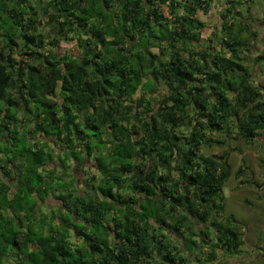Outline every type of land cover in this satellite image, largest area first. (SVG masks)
Instances as JSON below:
<instances>
[{"label":"trees","instance_id":"trees-1","mask_svg":"<svg viewBox=\"0 0 264 264\" xmlns=\"http://www.w3.org/2000/svg\"><path fill=\"white\" fill-rule=\"evenodd\" d=\"M204 2L0 0V264H219L240 252L222 193L229 151L202 149L261 134L264 92L236 59L253 35L240 0L202 46L192 17ZM70 40L79 54L58 51Z\"/></svg>","mask_w":264,"mask_h":264},{"label":"crops","instance_id":"crops-1","mask_svg":"<svg viewBox=\"0 0 264 264\" xmlns=\"http://www.w3.org/2000/svg\"><path fill=\"white\" fill-rule=\"evenodd\" d=\"M234 0H205L204 4L208 5L207 12L202 10H196L193 15V19L199 23H202V26L198 27L196 30L198 42L203 46V44L209 41V38L213 37L217 32H220L222 29V17L221 11L224 7H227L228 2ZM236 1V0H235ZM240 4L236 7L239 8L240 17L246 22L249 28L252 27L250 33L251 35L249 41L251 42L248 50L244 47L237 54L236 59L240 60L244 65V68L250 74V84L255 88H258L261 93L264 92V0H240ZM257 2H261L258 3ZM167 3V2H166ZM161 4L158 6V10L163 15L166 20V23L169 27L174 25L175 16L169 13L168 3ZM182 5H186L187 2H182ZM177 11L179 15L182 13L181 9L178 8ZM243 13L245 18H243ZM218 38H216L217 40ZM196 49H198V43L192 41ZM245 43H248L246 40ZM198 46V47H197ZM226 56H229V53H226ZM232 99L235 101L237 96L231 95ZM229 140V139H227ZM226 140V142H227ZM231 140V139H230ZM244 142V141H243ZM249 146L247 148L244 146L242 152L237 154L234 153V147H229V149H223L220 153H208L212 155H221L224 154V151H229L228 161L232 169V175L228 180L223 184L222 193L224 196L225 207L232 199L240 202L241 200L247 201L246 198L249 197L255 202L256 205L261 207L260 215L264 217V161L260 160V155L264 154V129L253 141L249 143L244 142ZM222 145H213L212 147H222ZM257 146V149L251 150V164L247 161V153L250 151L252 146ZM247 149V150H246ZM233 153V154H231ZM236 154V156L234 155ZM244 157V160H242ZM246 157V158H245ZM250 164V168H249ZM263 164V165H262ZM259 167L263 170H259ZM238 169H240L238 171ZM239 172V174L237 173ZM229 200V201H228ZM231 213V212H228ZM259 213V212H258ZM236 217V216H235ZM237 219H240L236 217ZM177 239L173 237V241ZM175 242V241H174ZM259 245V244H258ZM253 244L252 248L258 246ZM260 247L263 244L259 245ZM186 246L182 248V251H185ZM190 253V251H186ZM193 257V256H192ZM192 257L189 256L191 259ZM192 263V262H191ZM196 262H194L195 264ZM190 264V263H188ZM200 264V263H199Z\"/></svg>","mask_w":264,"mask_h":264},{"label":"rangeland","instance_id":"rangeland-1","mask_svg":"<svg viewBox=\"0 0 264 264\" xmlns=\"http://www.w3.org/2000/svg\"><path fill=\"white\" fill-rule=\"evenodd\" d=\"M31 1V0H29ZM260 1V0H259ZM261 3V2H257ZM32 5H34L33 2H31ZM119 5H116V7H118ZM243 18H245V14L243 13ZM41 19V17H40ZM246 22H248L246 20ZM237 24H239V22H237ZM252 27L249 29L251 31ZM3 29H0V42H1V38L3 36ZM45 32L47 31V27L45 29ZM248 36V33H245ZM16 42L17 45H19V47H17V49L20 51L22 49V44L23 42L20 40V38H16ZM76 45V41L75 40H70V41H62L60 43L59 52H63V50L68 51V54L71 55L72 52H75L74 54H79L81 52V48L80 47H75ZM24 50V49H23ZM22 50V51H23ZM79 51V52H77ZM235 135V133H233ZM226 145L224 144L221 148L220 147H210V148H203L202 152L204 153H220L222 152L223 149H229V147H234V153L237 154V157H239L238 153L242 152L244 146H246L247 148H249V146H247V144H245L242 140L240 139H229L227 140V142H225ZM24 142H22L21 145H23ZM1 146L2 143H0V150H1ZM252 146V145H251ZM257 146H252L250 148V151L247 153V161L251 164V150L252 149H257ZM247 150V149H246ZM2 151V150H1ZM233 154V153H231ZM236 154H234L236 156ZM1 155V153H0ZM75 155V154H74ZM72 156V155H69ZM66 155L64 154V152H60L59 153V157L57 158V156L53 157L54 160H59L57 162H62L63 159H65ZM79 157L81 158V155H79ZM245 157V158H246ZM72 159V158H70ZM242 160H244V157H242ZM260 160L264 161V154L260 155ZM70 161L73 160H69V157H67V164L70 168H72V163H70ZM87 163V162H86ZM85 163V164H86ZM249 164V168L251 167ZM263 165V164H262ZM259 170H263L259 167ZM63 171V169H60V173H58V175H63V173H61ZM65 181L66 178H65ZM250 197V196H249ZM249 197L246 198L247 201H236V199H232L231 202L228 203L227 207H225L226 212H231L233 213L236 217L240 218L238 219L239 222L243 225V229L242 231L244 233H242V235L245 234V243L244 245L241 246L240 252H239V258H230V257H226V256H219L218 257V261L219 264H250L251 262H254V264H258L259 261L260 264H264V217H262L260 215L261 212V207H259V205H256L255 202L253 200H251ZM229 201V200H228ZM57 200H55L53 197H48L46 199V204L47 207L50 209L52 207V209L54 208L53 206H55L57 204ZM45 205H42L40 207L41 210H44L47 207H44ZM48 209V210H49ZM259 212V213H258ZM2 213V212H1ZM194 229H192L193 231ZM174 243H178V241L174 240ZM253 244H263L262 247H260L259 245L253 248V251H250L248 249V246H252ZM198 250H200V245L198 247ZM200 258H202L200 253H197ZM203 259V258H202ZM204 260V259H203ZM196 261V260H194Z\"/></svg>","mask_w":264,"mask_h":264},{"label":"flooded vegetation","instance_id":"flooded-vegetation-1","mask_svg":"<svg viewBox=\"0 0 264 264\" xmlns=\"http://www.w3.org/2000/svg\"><path fill=\"white\" fill-rule=\"evenodd\" d=\"M226 255H229V256H226ZM219 256H226V257H230V258H232V257H234V258H239V253L238 252H236V253H233V254H228L227 252L226 253H223V252H221L220 254H219ZM260 261V260H259ZM259 261H256V262H258V264H260L259 263ZM250 264H254V262H251Z\"/></svg>","mask_w":264,"mask_h":264},{"label":"clouds","instance_id":"clouds-1","mask_svg":"<svg viewBox=\"0 0 264 264\" xmlns=\"http://www.w3.org/2000/svg\"><path fill=\"white\" fill-rule=\"evenodd\" d=\"M29 50H30V48L25 49L24 51H25V53H26V52H28ZM24 51H23V52H24ZM245 244H246V243H245ZM246 246L249 247L248 245H246ZM251 247H252V246H251Z\"/></svg>","mask_w":264,"mask_h":264}]
</instances>
